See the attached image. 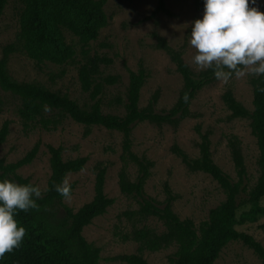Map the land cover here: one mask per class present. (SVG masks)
I'll return each instance as SVG.
<instances>
[{"label": "rangeland", "instance_id": "obj_1", "mask_svg": "<svg viewBox=\"0 0 264 264\" xmlns=\"http://www.w3.org/2000/svg\"><path fill=\"white\" fill-rule=\"evenodd\" d=\"M165 10H158L159 0H106L105 12L108 24L100 30L96 40L88 42L91 54L111 58L113 62L102 66V76L117 75L119 81L105 85L98 96L103 112L122 116L126 112L127 89L130 70L136 71L142 64L148 78L141 90L140 106L146 107L157 96L156 110L170 109L178 100L183 88V78L167 53L157 46L161 36L183 53L188 65L195 71L192 57L195 49L190 44L193 22L202 19L203 10H197L195 0H164ZM252 7L264 12V0H256ZM22 0H8L0 15V58L9 45L16 49L9 56V71L13 79L43 85L53 91L66 94L82 107L93 104L90 93L81 88L78 70L83 62L84 42L65 30L66 40L76 50L75 55L63 64L45 61L38 66L22 44L20 16ZM251 75L233 76L227 84L216 80L205 86L192 100L191 115L178 125H157L149 121L138 122L132 130L133 151L145 155L153 162L151 176L145 185V196L162 202L169 186L176 198L173 209L182 219L190 218L197 226L209 217L212 208L226 198L219 183L204 171H192L173 152L178 144L192 157L199 156L201 134H209L214 161L234 180L238 176L234 168L230 139L238 137L247 169V188L251 190L258 181L259 150L251 133L250 120L234 117L225 105L222 95L231 88L236 98L249 109L253 108ZM21 98L0 87V128L10 120V133L0 147V158L13 163L24 157L36 143L40 147L32 162L17 170L23 178L39 186L43 193L37 199L41 213L64 236L72 228V219L66 208L77 212L95 195V178L99 167L107 169L106 194L114 199L107 211L92 220L83 230L86 240L100 249L99 264H129L117 257L141 253L150 264H171L170 257L176 245L157 251H139V243L133 239L137 229L149 228L157 233L165 231L164 224L155 216H143L138 211L140 198L122 193L119 174L125 162L122 159L123 133L103 126H87L74 121L58 110L48 111L47 116L57 119V126L45 129L39 124L25 129L19 115ZM199 129V131H198ZM48 145L63 148L65 160L85 156V167L70 173L67 178L75 188L70 200L61 202L47 198V185L52 169ZM129 176L134 180L137 167L127 165ZM247 193L242 194L239 213L249 208ZM264 205V198L262 199ZM132 212V216L126 213ZM239 230L255 237L264 246V215L253 222L238 225ZM214 264H264L255 251L241 241H231L222 250Z\"/></svg>", "mask_w": 264, "mask_h": 264}, {"label": "trees", "instance_id": "obj_2", "mask_svg": "<svg viewBox=\"0 0 264 264\" xmlns=\"http://www.w3.org/2000/svg\"><path fill=\"white\" fill-rule=\"evenodd\" d=\"M8 0H0V15ZM24 8L20 16V39L27 54L41 66L45 61L58 64L68 62L76 53L64 34L65 30L79 37L83 42V62L78 70L81 88L89 92L93 104L82 107L76 100L66 94L53 91L43 85L27 81H17L9 71V56L17 48L9 45L0 58V87L21 98L19 115L25 129L39 124L45 129L57 126V119L47 116L48 111L58 110L74 121L91 126L99 125L123 133L122 159L125 166L119 174V186L122 193L140 198L139 213L143 216H155L162 221L165 231L157 233L149 228L137 229L133 239L139 243V251L145 249L157 251L176 245V251L170 257L171 264H214L223 248L231 241H241L260 257L264 263V246L247 232L241 231L238 225L255 221L264 215V76L250 78L252 86L253 108L249 109L240 102L231 88L224 91L222 98L232 116L250 120L251 133L256 139L259 150L258 165L260 175L255 186L248 191L247 169L242 147L238 137L230 139L229 145L237 180H234L213 159L209 134H201L199 156L192 157L178 144L172 150L192 171H204L210 174L221 186L226 198L209 212V217L199 226L190 218L182 219L173 209L175 194L166 186V198L159 202L145 196V185L151 176L153 162L145 155L133 151L131 133L133 127L142 121L162 125H178L191 115L190 105L196 95L207 85L215 82L211 69L195 72L184 59L183 53L171 46L166 39L157 36V46L164 50L175 64L183 78V88L177 102L168 110L157 111L155 95L146 107L140 106L141 90L148 78V72L140 64L136 71L130 70L127 89L126 112L119 116L103 112L98 96L103 93L105 85L119 81L117 75L102 76V66L113 62L111 58L100 54H91L86 48L91 40H96L100 30L108 24L105 12L106 0H22ZM197 10L204 9V0H195ZM158 10H165L164 0H159ZM189 95L188 103L183 96ZM199 131V129H198ZM10 133V120L0 128V147L6 142ZM40 143L21 159L5 163L0 158V181L8 179L25 185L32 184L23 178L17 170L32 162L36 157ZM52 173L47 185V198L61 202V197L53 188L65 176L82 170L88 158L85 156L65 160L63 148L48 145ZM137 167L138 174L134 180L129 176L127 165ZM107 169L99 167L95 178V195L77 212L65 207L72 219V228L67 236L61 234L39 209L29 212L17 210L14 219L18 226L26 229L23 242L12 252L0 258V264H99L100 249L88 242L83 235L84 228L92 220L103 215L114 199L105 192ZM72 193L74 183H70ZM247 193L249 208L239 213L242 194ZM35 199V197H33ZM132 216V212L126 213ZM129 264H150L141 253L124 254L117 257Z\"/></svg>", "mask_w": 264, "mask_h": 264}, {"label": "clouds", "instance_id": "obj_3", "mask_svg": "<svg viewBox=\"0 0 264 264\" xmlns=\"http://www.w3.org/2000/svg\"><path fill=\"white\" fill-rule=\"evenodd\" d=\"M256 0H204L202 19L193 22L189 44L195 49L192 64L196 70L213 71L225 84L235 76H264V12L252 7ZM259 91L264 92V87ZM188 103L189 95L183 96ZM54 190L68 201L72 188L67 176ZM35 197V199L33 198ZM39 186L21 185L8 179L0 181V258L18 248L26 229L18 226L14 215L39 209Z\"/></svg>", "mask_w": 264, "mask_h": 264}]
</instances>
